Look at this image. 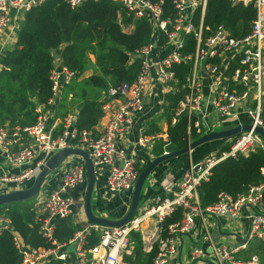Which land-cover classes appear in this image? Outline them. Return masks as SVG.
Masks as SVG:
<instances>
[{
    "label": "built area",
    "instance_id": "built-area-1",
    "mask_svg": "<svg viewBox=\"0 0 264 264\" xmlns=\"http://www.w3.org/2000/svg\"><path fill=\"white\" fill-rule=\"evenodd\" d=\"M43 0H0V31L9 23L12 12L24 16L30 7ZM83 0H66L69 6L80 4ZM120 7L135 15H148L154 25L170 42V49L156 61L158 80L172 90H179L180 97L170 116L174 123L178 116L185 115L187 129L189 118L201 107H210L215 115L214 123L229 127L250 123L246 131L228 137L224 149L211 152L201 160L189 163L176 180H163L161 192L155 193L147 203L138 206L132 216L120 225H106L86 221L72 230L63 241L54 237V220L72 214L74 200L67 191L82 183L84 164L72 161L59 171L55 186L49 183L48 172L41 180L36 193L29 199L37 231L46 242L45 245L23 244L16 231L13 242L20 255L17 264H45L50 260L59 264H131L134 258V233L138 234L144 251L152 245L155 253L150 264H180L183 257L191 262L202 259L209 247L212 262L208 264H264L256 254L243 258L239 256L248 249L252 241H264V162L259 172L258 183L235 194L219 191L209 204L200 207L197 186L207 179L212 165L237 152L264 150V138L255 126L264 128L259 115L261 96L264 92V0H231L250 3L255 10L247 33L240 37L231 36L220 24L205 35L201 21L194 24L192 13L197 9L203 13L205 0H171L173 14H164L161 0H115ZM190 33L194 48L184 51V34ZM151 47L146 42L136 49L140 57V67L129 82H120L106 90L107 97H118L116 107L111 111L103 126L96 132L77 131L74 127L75 113L67 112L48 120L44 107L53 102L56 94L66 85L72 70L62 64L53 63L49 71L51 95L45 103L34 105V121L23 126L8 128L0 125V150L7 164L18 167V172L7 175L0 173L1 181H11L25 187L40 171L46 159L63 148H80L86 151L93 173L105 171L104 190L106 193H130L138 174L134 158L117 145L118 134L126 131L143 104L147 82L146 55ZM190 64V70L183 81L175 85L176 77L170 68L172 63ZM233 62L232 69L227 68ZM223 64V65H222ZM211 78L210 97L203 103L200 91V74ZM173 80V84H168ZM107 106L106 100L101 108ZM242 114L245 121H242ZM201 125L198 117L193 121L195 128ZM207 128L209 125L204 123ZM166 141V134L160 131L141 132L138 143L151 145L153 140ZM191 137L188 136L189 141ZM169 150L162 148L161 153ZM57 167V166H56ZM55 169V168H54ZM53 169V170H54ZM52 170V171H53ZM49 186V187H48ZM176 207L181 209L180 217L172 222L162 221ZM205 216L218 219L227 217L247 220L243 237L232 245L212 241L203 223ZM149 220L152 226L142 228ZM199 222L203 233L195 237ZM10 219L4 206L0 207V231L11 228ZM199 228V227H198ZM186 242L187 250L181 254L180 244ZM178 242V243H177Z\"/></svg>",
    "mask_w": 264,
    "mask_h": 264
},
{
    "label": "trees",
    "instance_id": "trees-1",
    "mask_svg": "<svg viewBox=\"0 0 264 264\" xmlns=\"http://www.w3.org/2000/svg\"><path fill=\"white\" fill-rule=\"evenodd\" d=\"M161 1L163 13L172 15L171 0ZM118 8L119 4L111 0H83L73 7L66 0H43L25 11L15 44L4 56L3 67L0 69V124L6 121L9 126H23L34 121V105L37 102L45 103L51 95L49 71L54 59L51 50L64 43L59 50V62L73 72L65 86L73 92L74 98L81 99L77 105L74 127L77 131L93 130L102 113L101 104L107 98V88L134 79L140 67V59L136 56L131 59L130 56L149 41L148 22L137 18L132 29L124 31L117 21ZM120 12V22L127 24L130 16L123 9ZM254 13L250 3L205 0L202 15L196 9L191 15V21L197 24L200 20L205 35L221 24L231 36L240 37L247 33ZM164 41L165 35L159 32L157 43ZM193 48L192 35L184 34L182 49L191 51ZM88 53L94 56V64L99 73L93 72L75 80L84 68ZM233 66L234 63L230 62L227 73ZM170 68L174 71L175 85L178 87L190 70V64L172 63ZM179 97V90L164 94L166 141L157 139L159 142L152 147L155 155L161 154L163 146L167 150L180 148L187 143L188 136L192 138L196 135L193 126L196 116L189 118L188 129L185 115L178 116L174 123H170L169 118ZM259 115L264 125V92ZM152 126L144 132L159 130ZM263 162L264 150L254 149L246 153L237 152L212 165L207 179L201 181L196 189L200 207L211 203L219 191L235 194L245 190L248 185L258 183L261 179L259 169ZM4 207L11 228L0 231V264H17L20 255L13 242L12 231L18 233L23 244L37 246L45 245L46 242L37 231V222L29 201ZM180 212L181 209L176 207L164 218L162 224L177 220ZM71 220L69 214L54 220L53 234L57 240L63 241L70 236L74 229ZM133 235L134 259L131 264H150L155 253L154 245L145 252L138 234ZM255 242L259 241H252L255 247H248V250L259 249L260 244ZM45 264L59 263L50 260Z\"/></svg>",
    "mask_w": 264,
    "mask_h": 264
},
{
    "label": "crops",
    "instance_id": "crops-1",
    "mask_svg": "<svg viewBox=\"0 0 264 264\" xmlns=\"http://www.w3.org/2000/svg\"><path fill=\"white\" fill-rule=\"evenodd\" d=\"M114 2H117L115 0H111ZM118 3V2H117ZM119 4V3H118ZM120 9L124 10V13L127 16H130V21L127 24H122L120 22L121 12ZM116 17L117 21L120 24V27L124 31H130L133 27V22L137 18H143L145 19L150 27V36L149 41L151 44V47L146 55V61H147V82L145 85V89L143 91L144 94V100L142 107L134 113L132 122L129 126V128L118 134L117 136V145L121 149L124 150L127 154L131 155L134 158L135 165L138 170H140L142 167H144L152 157L155 156L153 153L152 147L156 143L159 142V140L155 139L153 140V143L148 146L139 144L137 139L138 136L141 134V132H144L145 130L149 129L152 125V128L157 127L162 135H165V129L167 125V114L166 110L164 108V94L167 91H172V89L169 88L168 85L162 84L158 78H157V71L155 63L156 61L160 60L162 57L165 56V54L170 49V42H167V39L165 37V41L162 43H157V36L158 33L161 32L158 30V28L154 25L153 21L148 15H135L132 12L120 7L116 10ZM23 16L19 13H16L15 11L12 12L11 19L9 23L0 31V69L3 67V59L6 53L14 46L17 32L19 30V27L21 25ZM64 43L60 44L58 47L53 48L51 50L53 54V63L56 64V67L60 64L59 62V50L61 46ZM136 51V50H135ZM133 52L130 56L132 59L133 56H137L136 52ZM140 59V57H138ZM61 65V64H60ZM223 65V64H222ZM99 73V69L94 64V56L90 53L86 56V62L84 65V68L79 76L75 78V80L85 78L91 73ZM200 91L202 94V100L203 103L210 97V85H211V78L201 73L200 74ZM173 80H171L168 84H172ZM68 86H63L60 91L56 94L54 100L52 103L46 105L44 107V113L47 116L48 120H51L52 117L62 115L67 112H74L76 114L77 105L81 102V99H78L77 97H73V92L68 90ZM107 106L105 108H101L102 113L100 117L98 118L97 122L93 126L92 132H96L99 130L103 124L108 119L111 111L116 107L119 99L118 97H107L106 99ZM194 116L198 117L199 121L201 122V125L196 127V135H201L207 131L212 130L210 125L216 124L214 123L215 115L211 111L210 107L207 106L206 108L201 107L199 111H195ZM245 115L242 114V121H245ZM204 123H207L209 125L207 128H205L203 125ZM2 127L8 128L11 127L7 124L6 121H3L1 123ZM194 136V137H195ZM192 137V138H194ZM191 138V139H192ZM157 140V141H156ZM227 138H218L213 139L211 141H206L205 143L199 144V147L195 146L192 149H189L187 152L169 157L160 163H158L153 170L148 174V176L145 179V185L142 186L141 189V196H140V204L139 206L144 205L149 201V199L152 197L153 194L161 192V183L163 180H167L171 178V180L178 179L182 171L188 166L189 163H193L195 161L201 160L205 156H207L211 152H217L221 149H224L227 145ZM174 150V149H173ZM76 161L83 163L80 156L75 154H68L66 157L61 159L59 165L51 171L48 175L50 177L49 183L51 186H55L58 178H59V171L61 172L62 169L66 168L70 162ZM58 168H60L59 171ZM18 167L13 166L11 164H7L2 155V151L0 150V173H5L7 175L15 174L18 172ZM104 179H105V171L101 170L94 174V182L92 191L93 194L90 197V206H91V212L93 215L96 216H103L110 219H117L120 217L126 209L123 208L125 205V202L118 206L115 203V199L113 197H110L108 194H115V193H106L104 190ZM31 183V182H30ZM29 183V184H30ZM11 184H14V182L11 181H1L0 180V192H5L12 190ZM28 185V184H27ZM85 185V172H84V179L82 183L79 185H76V187L68 190L66 194L70 195L74 200V208L72 211V220L71 223L73 224V228L79 227L84 222H86V218L83 214L82 206L77 205L75 203L76 198L78 197L79 191L82 192ZM49 187V186H48ZM124 194V193H123ZM112 203V204H111ZM121 208H123L121 210ZM127 208V207H126ZM94 209L97 213H94L92 211ZM123 211V212H122ZM203 223H206V229L209 233V236L211 237L212 241L216 243H225L228 245H232L234 243H237L245 234L246 228H247V220L245 218H238V219H230L227 217H220L218 219H215L213 217L205 216L203 219ZM222 226H227L231 228L230 238H226V241H218V237L214 234V230H216V234H221L220 230ZM199 227V228H198ZM199 222L197 221L195 237H199V233H203V229L200 228ZM142 243V242H141ZM178 243V242H177ZM260 246H263L264 241L255 242ZM255 247L252 245V242L249 243L250 247ZM188 248L187 243L184 241L182 244H180V252L183 254ZM248 248V249H249ZM205 249L207 251V254L198 261H189L186 260L185 257L182 258L180 264H208L212 262V256L209 252L208 245L205 244ZM245 250L242 251L239 256L245 258L249 256V254H254L252 251H256V248L254 250ZM143 250V248H142ZM144 251V250H143ZM146 252V251H145Z\"/></svg>",
    "mask_w": 264,
    "mask_h": 264
},
{
    "label": "water",
    "instance_id": "water-1",
    "mask_svg": "<svg viewBox=\"0 0 264 264\" xmlns=\"http://www.w3.org/2000/svg\"><path fill=\"white\" fill-rule=\"evenodd\" d=\"M249 127H250V123H242V124L232 125L229 127L220 128L218 130H210L190 139L189 141H187L185 145H183L180 148L169 150L165 153H161L159 155H155L154 157H152L150 161L138 171L137 177L130 191L128 206L125 212L117 219H110L107 217L96 216L92 214L90 209L91 208L90 196L94 182V173L92 171V167L89 162L86 151L80 148H63L54 152L46 159L40 171L33 178V180L29 185L25 187L15 188L5 192H0V207L12 203H18L29 200L36 193L38 186L41 180L43 179V177L48 172L56 168V166L59 165L61 159L66 157L68 154H75L81 157L85 168V185L83 188L81 206L86 220L89 222H99L106 225H113V226L120 225L125 220L129 219L138 208L140 204L139 199L141 196V189L143 183L146 177L148 176V174L153 170V168L158 163L169 157L187 152L189 149H192L193 147L201 143H204L206 141L238 135L240 132L248 130ZM254 131L258 132L264 138V128H262L261 126H255Z\"/></svg>",
    "mask_w": 264,
    "mask_h": 264
},
{
    "label": "rangeland",
    "instance_id": "rangeland-1",
    "mask_svg": "<svg viewBox=\"0 0 264 264\" xmlns=\"http://www.w3.org/2000/svg\"><path fill=\"white\" fill-rule=\"evenodd\" d=\"M210 127L212 128V130H218L220 128H224L222 124H213V125H210ZM213 140V139H212ZM215 140V139H214ZM211 141V140H209ZM208 142V141H207ZM205 143V142H204ZM203 144V143H202ZM201 145V144H200ZM197 147V146H196ZM199 147V145H198ZM194 148V147H193ZM60 168H58V170L56 171H59ZM21 184H17V183H14V184H11V188L15 189V188H18ZM145 185V181L143 183V186ZM91 193L93 194V191L91 190ZM91 194V196H92ZM110 197H113L115 199V203L120 206L121 204H123V202H125V205L123 206L124 209H126V207L128 206V201H129V195L130 193L126 192L124 194L122 193H115V194H108ZM82 196H83V191L78 193V197L76 198L75 200V203L79 206L81 205L82 203ZM90 196V197H91ZM91 200V199H90ZM26 201H29L30 200H26ZM112 204V203H111ZM80 207V206H79ZM121 208V210L123 209ZM123 209V210H124ZM92 211L94 213H97L94 209H92ZM123 212V211H122ZM152 226V223H150L149 220L145 221L143 224H142V228L144 229L145 227H150ZM221 234H216V230H214V232L212 234L216 235L219 239L218 241H226V238H230V233L231 232V228L227 227V226H222L221 230H220ZM263 248L262 246L259 247V249H256V251H252L254 254H256L260 259L261 258H264V253H263ZM250 255V254H249ZM134 259V258H133Z\"/></svg>",
    "mask_w": 264,
    "mask_h": 264
},
{
    "label": "clouds",
    "instance_id": "clouds-1",
    "mask_svg": "<svg viewBox=\"0 0 264 264\" xmlns=\"http://www.w3.org/2000/svg\"><path fill=\"white\" fill-rule=\"evenodd\" d=\"M196 137V136H195Z\"/></svg>",
    "mask_w": 264,
    "mask_h": 264
}]
</instances>
